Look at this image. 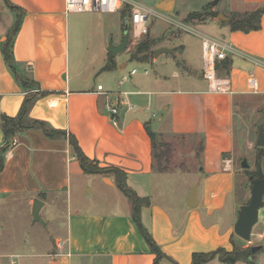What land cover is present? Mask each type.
<instances>
[{
	"label": "crops",
	"instance_id": "1",
	"mask_svg": "<svg viewBox=\"0 0 264 264\" xmlns=\"http://www.w3.org/2000/svg\"><path fill=\"white\" fill-rule=\"evenodd\" d=\"M0 1L3 2L0 6V113L16 116L25 96V89L15 79L2 53L3 42L15 20L10 2L24 10L12 46L16 68L47 91L37 98L29 117L42 121L49 129L61 131L49 137L41 128L31 127L9 139L7 150L1 153L0 202L6 194L26 192L29 204L39 198L44 206L49 193L60 196L65 190V230L63 236L54 240L55 262L154 264L155 259L132 218V204L126 205L125 211H113L115 203L108 198L88 199L77 192L73 206L71 191L68 192L72 188L71 183L68 187L71 175L79 179L84 175L99 176L103 186L120 189L111 173L82 170L69 135L75 137L89 159L97 161L100 167L121 169L126 174L127 185L137 195L148 197L149 204L141 208L140 219L167 256L158 264H191L196 252L232 250L234 243L248 246L234 233L239 208L231 156L234 106L239 96L254 93L248 84L250 77L256 79V94H264V13L260 18L261 27L248 32L233 30L227 21L217 17L192 22L194 26L212 23L210 35L184 23L189 27L188 32L200 35L199 45L192 53L187 44H177L181 37L174 36L173 30L182 28L175 23L177 19L169 20L161 13L181 17L191 12L188 8L193 0H155L153 7L161 12L134 0L152 16L170 21L163 26L161 35L155 36L150 27L149 32L152 38L164 36L166 41L158 40L157 48L167 47L171 52L156 57L153 49L152 58L147 60L128 56L131 63L142 68L139 71L133 65L128 71L127 62L107 50L110 42L115 45L121 42L126 20L129 23L130 14L123 12L125 6L101 17L95 12L70 15L71 12L64 10V0ZM198 2L210 5L207 0ZM222 2L225 13H229L227 17L230 13L249 12L264 6V0ZM181 3L186 5L183 10L179 8ZM212 10L219 12L216 7ZM118 31L117 41L107 43L108 37ZM205 37L229 46L226 57L229 92L209 90L202 77ZM171 40L172 44H167ZM109 61L114 63L112 68L107 67ZM132 70L135 72L130 74ZM106 73L114 80L106 78ZM101 74L104 77L99 80ZM125 75L128 76L123 79ZM97 85L102 89L98 90ZM109 105L117 107V113H112ZM148 130L169 138H198L201 149L198 154L193 151L188 161L198 160V165L189 167L182 160L179 163L185 164L183 169H154ZM4 141L0 125V146ZM81 187L76 185L77 190ZM192 187H195L196 204L190 207L187 201ZM93 190L92 187L89 192ZM11 254L10 264L17 255ZM201 264L225 263L215 257ZM233 264L251 263L238 260ZM253 264H264V248L255 253Z\"/></svg>",
	"mask_w": 264,
	"mask_h": 264
},
{
	"label": "rangeland",
	"instance_id": "2",
	"mask_svg": "<svg viewBox=\"0 0 264 264\" xmlns=\"http://www.w3.org/2000/svg\"><path fill=\"white\" fill-rule=\"evenodd\" d=\"M155 0H138L143 5L152 7L154 10L156 9L154 6ZM191 1L189 3L188 11H197L201 10V7L204 6V2ZM214 0H207V3L210 2L211 9L217 8L219 9L218 13L225 14L226 16L229 13H225V4L221 1H217L215 5L211 3ZM204 3V4H203ZM3 5V2L0 1V6ZM185 4H179V8L181 10L184 9ZM159 11V10H158ZM161 12V11H159ZM101 17L109 16L111 13H102L95 12ZM78 15L81 13L71 12L70 15ZM165 17L170 19H177L175 23L181 25L175 31L174 36L181 37L180 41H176L178 43L187 44L191 49L192 53H195V50L198 47L199 34L196 32H188V26H192L194 29L201 30L202 32L210 35L213 33V24L207 23L205 25L194 26L193 23H201L204 21H192L191 23L186 25L184 24L185 16L188 13H183L181 17H176L174 13H161ZM126 15V14H125ZM128 15V14H127ZM231 15V13H230ZM216 18V17H213ZM211 19V17H207L206 20ZM218 19V18H217ZM153 22V23H152ZM152 23V24H151ZM170 21H165L164 19L157 16H150L147 19L146 26L148 29V36L151 38L150 31L155 35L159 36L162 33L163 26L169 25ZM171 31V33L173 32ZM118 33H113L111 37H108L107 43L110 41H117ZM146 37V34L142 35L139 38H134L129 29V41L127 46L123 51L118 54L120 60H124L127 62L126 70H130V68L135 65L136 68L140 71L141 65L137 63H131L127 57L132 55V52L135 50L137 45L143 41ZM171 39V36H166ZM160 40L162 42L166 41L164 36H160ZM70 41L72 46V34L70 29ZM160 42V41H159ZM174 43V42H173ZM158 42L151 46V49L157 48ZM164 44V43H163ZM167 44H172V40L167 42ZM174 45V44H173ZM71 48V47H70ZM72 52V50H71ZM153 55H151L152 58ZM150 58V57H149ZM150 70V68H149ZM100 74V73H97ZM106 78H109L111 81L112 76L108 73L104 74ZM101 77H104L103 74L98 76L100 80ZM263 124L264 126V94H244L237 98L234 106V149L232 151V160L234 169L236 171V181H235V189H236V198L237 202L240 204L247 203L250 197V187L251 180L250 174L253 173L254 178L257 177L258 172V163L261 164V168L264 172V146H258L256 144L258 137V128L259 125ZM165 141H170L172 147L174 148V154L172 159L176 160L177 163L179 161L184 160L187 166L198 165V160L196 162H188L192 159L193 151L195 154H198L199 151V139L198 138H183V137H157V154L161 151L162 146ZM177 150H180L177 152ZM195 157V156H194ZM246 159L249 167L243 168L241 166V161ZM158 162V160H156ZM188 162V163H187ZM61 170V169H60ZM60 174H62L60 172ZM101 178L99 176H89L84 175L82 178H78L75 175H71L70 183L72 184V188H68V192L71 191L72 203L74 206V198L77 192H80L82 196L88 199L92 198H108L113 201L115 204L113 206V211H125L126 205L129 207L130 200L117 188H107L103 186L101 183ZM81 184L82 187L80 190L76 189V185ZM94 188L92 192H89L90 188ZM64 198H63V196ZM65 190L63 194L60 196H55V192L49 193L47 195V201L45 205L39 211L40 217L42 218L43 223L34 222L32 215V203L29 204V194L26 192L19 194H6L4 195V199L1 200L0 206V264H10V255L11 253L17 254L12 259L15 260L17 264H54L55 256H53L54 251V240L57 237L63 236L65 227ZM55 198H57V202L55 203ZM35 199V198H34ZM264 214V207H262L259 211V221L254 226L251 241H245L248 246L251 245H263L264 247V221L262 220V215ZM258 234H261L260 238ZM56 245V242H55ZM169 264L168 262H165Z\"/></svg>",
	"mask_w": 264,
	"mask_h": 264
},
{
	"label": "trees",
	"instance_id": "3",
	"mask_svg": "<svg viewBox=\"0 0 264 264\" xmlns=\"http://www.w3.org/2000/svg\"><path fill=\"white\" fill-rule=\"evenodd\" d=\"M10 9L15 13V20L13 25L9 29L6 40L3 42L2 53L5 62L11 69L15 79L21 84V86L25 89V96L22 101V104L19 108V111L16 116H8L4 113H0V125L1 130L4 136V143L0 146V172L3 169V161L1 157V153L6 151L9 146V139L16 133L27 128L38 127L43 130V132L49 136L53 137L55 134L61 133V131H56L55 129H49L44 126L42 121L34 120L29 117V111L32 108L33 104L40 96L47 93V91H43L40 89L39 84L25 75H22L17 68L16 62L13 57L12 46L13 39L20 27L22 15L24 14V10L12 3L9 2ZM131 5L126 4L124 7V14L131 13ZM264 13V6L256 8L249 12L244 13H235L229 16V20L227 23L230 25L233 30H241L244 32L258 30L261 27L260 18ZM218 12L213 11L210 5H205L201 10L191 11L189 12L184 19V23H191L192 21H204L207 17H217ZM226 22V21H222ZM130 29V28H129ZM148 32V29H147ZM160 40L159 38H150L148 33H146V37L141 41L135 50L132 52L130 56L131 59H141L147 60L153 54V50L151 46L157 43ZM114 66L113 61L108 62V68H112ZM229 69V62L227 59H222L217 63V72L221 76H227ZM149 136L152 142V156H153V168L159 171H167L173 170L177 168L186 167L183 163H177L176 160L172 159L174 154V148L170 141H165L162 146L161 151L157 154V137H161L156 133L148 130ZM69 143L73 147L75 156L77 157L82 170L85 173H100L107 174L111 173L117 184V187L128 197L132 204V218L137 225L141 235L145 239L152 253L155 254L154 264H158L159 260L167 257L165 253L161 250L160 246L154 241L150 232L143 226L140 219V210L143 206L149 204L148 197H141L137 195V193L131 189L126 183V174L121 169L110 166V167H100L98 162L95 160L89 159L79 147L77 140L73 135L68 136ZM200 143V142H199ZM201 149V143L199 144V150ZM158 160V162H156ZM183 169V168H182ZM258 175V172H257ZM254 178L253 173L250 174V180ZM261 248H264L261 246ZM261 248L259 250H261ZM257 252V251H256ZM256 252L251 250L250 246H240L236 243L233 244L232 250H226L224 248H217L213 251L209 252H196L192 255L191 264H201L205 263L215 257H217L220 261L225 264H233L238 260L248 261L251 264L254 263V255Z\"/></svg>",
	"mask_w": 264,
	"mask_h": 264
},
{
	"label": "built area",
	"instance_id": "4",
	"mask_svg": "<svg viewBox=\"0 0 264 264\" xmlns=\"http://www.w3.org/2000/svg\"><path fill=\"white\" fill-rule=\"evenodd\" d=\"M126 4L131 5L129 18V28L132 36L136 39L147 33L146 22L150 11L141 8L134 0H64V10L66 13H84V12H114L122 9ZM229 46L220 40L205 37L202 42V77L207 81L208 88L215 92H229L230 81L227 76H221L217 72V63L227 57ZM132 70L130 74L134 73ZM128 75L123 76L125 79ZM251 91L257 92V83L254 77L248 79ZM101 90L102 86L97 85ZM112 113H117V107L109 105ZM264 221V214L262 215ZM11 264H17L15 260Z\"/></svg>",
	"mask_w": 264,
	"mask_h": 264
},
{
	"label": "water",
	"instance_id": "5",
	"mask_svg": "<svg viewBox=\"0 0 264 264\" xmlns=\"http://www.w3.org/2000/svg\"><path fill=\"white\" fill-rule=\"evenodd\" d=\"M218 0H214L211 4L215 5ZM217 18L221 21H228L230 18L225 16L222 13L217 14ZM129 41V23L126 20L122 40L118 44H112L111 42L108 44L107 50L114 55L119 54L121 51L125 49ZM163 52H171V49L167 47H159L155 49L154 56H158ZM256 144L258 146H264V126L263 124L259 125L258 128V137ZM241 166L243 168H248L249 164L246 159L241 161ZM195 187H192L190 190V194L188 197L187 205L192 207L195 206ZM43 206V201L39 198L33 199L32 203V215L34 222L43 223L42 218L40 217L39 211ZM264 207V172L261 168V164L258 163V175L255 178L251 179V187H250V197L247 203L239 205L237 210V218L234 224V233L242 238L245 241H251V234L253 227L259 221V211ZM262 245H251V250L253 252L258 251ZM54 264H58L55 262Z\"/></svg>",
	"mask_w": 264,
	"mask_h": 264
}]
</instances>
